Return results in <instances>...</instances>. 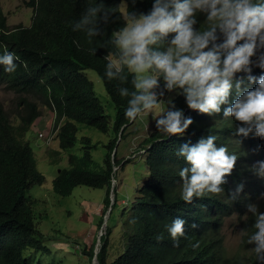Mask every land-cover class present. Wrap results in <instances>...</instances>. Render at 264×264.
<instances>
[{"label":"clouds","instance_id":"9594fccd","mask_svg":"<svg viewBox=\"0 0 264 264\" xmlns=\"http://www.w3.org/2000/svg\"><path fill=\"white\" fill-rule=\"evenodd\" d=\"M135 3L136 0H133V4ZM32 10L34 12L33 8ZM117 11V8H106L102 2L89 3L80 18L72 23V29L83 32L88 38V43L92 44L93 38L101 35L100 22L107 24L112 14ZM3 13L7 27L0 29V85L33 95L28 97V102H36L41 115L33 121L30 130L42 121L41 106L50 107L55 114L54 121L46 119L42 124L47 130L34 131L44 142V154L50 157L53 153L56 158H50L58 162L62 151H70L76 145L62 146L59 138L61 123L64 125L70 121L79 128L80 121L63 115L62 121L58 123V106L52 98L48 101L39 89L19 91L13 87L12 83H22L29 79L37 82L39 87L43 81L41 76L36 74L40 64L30 65L16 46L2 40L3 35L10 40L16 36V44H20L18 32L24 27H31L36 14L32 13V21L28 26H10L4 10ZM119 13L124 21L123 26L113 30L108 41L101 47L109 49L103 57L104 76L110 81H119L121 85L128 84L130 80L131 90L127 87L119 89V95L127 98L125 116L128 120L135 123L142 113H151L155 120L154 127L156 126L160 133L167 136L183 134L193 124V119L185 116L183 109L177 108L172 101H169L170 106L162 107L169 92L175 91L185 97L188 108L210 116L220 114L222 106L228 105L223 108V120L234 118L237 122L235 133L226 139L222 137V140L216 143L217 136L210 134L200 138L196 144L185 143L180 148L178 155L184 157L179 160L178 168V175L182 180L180 197L189 204L193 199L197 200L198 212L192 215L187 227L184 219H174L167 225L168 237L175 247H179V238L185 237L186 231L195 234L201 242L213 248L214 254L221 260L219 264H264V209L259 208L256 203H249L256 193L258 181H264V73L258 77L251 75L252 65L264 69V51H261L264 50V0H153L152 7L147 12L127 11L126 8L119 10ZM198 13L205 15V20L199 28L196 27ZM68 37L73 38L69 35ZM77 51L78 49L68 56L64 89L87 85L88 83L80 82L83 79L91 82L86 71L93 69L84 67V61L77 57ZM91 51L96 54L97 49L93 48ZM253 56L257 57L255 62ZM238 72L248 73V80L255 84V87L241 88V82L238 81L235 97L231 98L233 80ZM25 102L21 101L17 110L12 113L0 105V111L7 116V127L0 130L3 137L1 141H5L9 126L17 124L19 118L27 111ZM27 133L22 140L31 146ZM124 133L125 128L122 127L119 134L123 136ZM119 134L114 132L110 139L118 137ZM249 136H253L256 143L250 141ZM55 139L57 143L52 150H47L46 146H50ZM232 142H236L237 146L232 147ZM141 143L138 152L148 154L147 148H142ZM92 147L91 144L90 150ZM133 150L135 152V149ZM73 153L68 155V167L61 168L59 172L70 168L69 158ZM136 153L126 156L124 164L135 158ZM115 155L118 159L117 151L112 153L111 183L118 181L115 175L121 167L120 160L116 161ZM33 156L39 170L34 151ZM239 167L243 168L242 177L236 174ZM56 177L51 180L54 191L53 182ZM46 180L47 178L42 184L34 183L29 187L27 196L31 200L35 199L29 195V190L34 185H43ZM247 191L250 196H247ZM261 198H264V194H261ZM208 202L210 204H207ZM133 205L134 203L132 207ZM237 212L238 215L233 216L237 220L242 215H250L244 224L247 228L240 230L243 236L241 244H237L236 257L229 258L226 254V240L221 234L220 218L235 215ZM35 218L34 210L33 219L36 224ZM195 218L200 220L195 221ZM98 236L99 234L97 238ZM96 241L92 243L95 244ZM198 246V243L193 245ZM29 247L16 251L12 246L1 245L0 264H31V259L24 254ZM196 257L179 255L170 260L171 264L193 263ZM25 259L29 261L26 262ZM96 263H99L98 259ZM201 264H205L204 260Z\"/></svg>","mask_w":264,"mask_h":264},{"label":"trees","instance_id":"16d2710c","mask_svg":"<svg viewBox=\"0 0 264 264\" xmlns=\"http://www.w3.org/2000/svg\"><path fill=\"white\" fill-rule=\"evenodd\" d=\"M122 1L30 0L28 5L34 9L36 16L31 27H24L18 32V36L21 38L20 44H16V36L10 40L3 35L2 40L16 46L30 65L40 64L36 74L40 75L43 81L40 82L39 87L33 79L22 83L14 82L12 83L13 87L19 91L39 89L46 95L48 101L52 98L58 106V123L65 115L107 132L110 123L105 106L97 98L91 85L71 86L64 89L68 72L66 65L68 56L74 54L78 49L77 57L84 61L85 68L95 70L104 79L108 95L116 105L114 132L119 134L122 127L126 131L133 122L125 116L127 98H122L119 95V89L127 87L131 90L132 86L130 80L128 84L121 85L119 81H110L104 76L105 61L103 57L109 49L101 47L108 41L112 31L124 24L119 13ZM125 1L127 2V11L147 12L153 3V0H136L135 4H133V0ZM101 2L106 8H117L118 11L112 14L107 24L103 21L100 22L101 35L94 37L93 43L89 44L88 38L83 32L73 31L72 23L80 18L89 3ZM197 20L196 27L199 28L205 20V15L198 13ZM6 27V17L0 0V29ZM68 35L73 38H69ZM93 48L97 49L96 54L91 51ZM261 73H264V69L252 65L251 75L258 77ZM248 75L246 72L236 73L231 98L235 97V86L238 81L241 82V88L255 87V84L248 80ZM161 86H163L162 81ZM23 100L26 101L27 111L19 118L17 124L13 123V126H9L5 141H1L3 137L0 135V247L1 245L12 246L16 251L38 244L34 242L35 236L41 233L33 219V207L36 199L31 200L27 196V190L32 184H42L46 179L45 175L37 169L32 147L22 140L41 112L38 110L36 102L30 103L28 98H23ZM172 102L177 108L183 109L185 116H190L193 119V124L183 134L171 136L160 133L155 126L143 140L141 146L147 148L148 154L145 161L149 166L150 176L139 189L140 196L134 202L125 221V225L132 229L129 246L126 251L109 262L108 236L102 235V247L97 254L99 264H171L170 259L179 255L200 256L205 264L221 263L211 246L201 242L195 237V234L187 231L186 236L180 239L179 247H175L174 242L168 237L167 225L173 221L171 218L173 212L170 211V207L178 195L175 177L179 168V160L184 158L178 155L182 145L185 143L196 144L200 138L210 134L217 136V143L222 140V137L226 139L227 136L235 133L237 122L234 118L223 120V108L228 105L222 106L220 114L210 116L188 108L183 95L176 94ZM6 120L7 116L3 111H0V130L7 127ZM60 128L59 138L62 146H74L77 142L79 128L70 121L64 125L61 123ZM117 139L118 137L112 138L106 144L108 151L103 164H99L90 150V138L83 137L81 141L88 145L83 146L80 154H71L70 168L63 169L54 179L55 191L62 195H68L78 185L106 188L105 204L107 209L110 205L113 173L112 153ZM249 140L256 143L253 136H249ZM114 158L116 159V155ZM236 174L239 177L244 176L243 168L239 167ZM102 218L103 215L98 218L99 228L102 226ZM194 220L199 221L200 218ZM110 232L108 228L107 234L109 235ZM197 243L199 246L193 247ZM95 245L96 243L89 249L86 248L91 260L95 256ZM27 260L29 261V259ZM27 260L25 259L26 262H28Z\"/></svg>","mask_w":264,"mask_h":264},{"label":"rangeland","instance_id":"374dc122","mask_svg":"<svg viewBox=\"0 0 264 264\" xmlns=\"http://www.w3.org/2000/svg\"><path fill=\"white\" fill-rule=\"evenodd\" d=\"M29 2L30 0H2V7L8 17L10 26L18 24L28 26L31 24L32 13L34 12L28 5ZM125 7H127V2L122 1L121 10H126ZM256 58V56L252 57L254 62ZM86 73L105 106L110 122L109 130L103 132L92 125L78 123L80 130L75 147L70 151H62L58 162L52 160L56 158L53 153L50 155L52 159L44 154V142L38 138V134L34 131V129L46 131L47 129L42 121L46 119H49L50 122L54 121L55 114L52 113L50 107L41 106L42 116L40 119L42 121L27 133V139L30 141L37 157L38 168L47 178V182L43 185H34L29 190V195L37 200L34 207L35 219L36 226L41 231V235L35 237V242L38 244L30 246L24 252L25 256L31 259V264H93L86 248L89 249L91 245H94L92 242L96 239L98 242L99 236L97 238V235L101 234V228L104 230L105 237L108 236V261H113L129 246V236L132 229L130 226L125 225V221L131 211L133 201L139 195V189L150 176V169L145 161L147 154L138 152L140 143L154 128L155 120L151 113L146 112L138 116L133 125H129L123 136H120V134L118 136L113 154L117 151V158L120 160L121 167L115 175L118 179V185L114 193V199L107 211L106 218H103L105 225L102 224L99 228L97 223L98 218L106 209V188L80 185L66 196L53 190L51 180L57 176L61 168L68 167V155L73 152L81 153L82 147L87 144L81 142L80 139L85 136L91 139L93 155L97 162L102 163L108 151L105 144L114 136L116 105L108 95L100 76L94 70H87ZM176 94L175 91L169 92L162 103V107L169 106V101H172ZM28 97H33V95L0 85V105L11 113L17 110L21 101L23 102L22 98ZM56 143L55 139L50 146H46L47 150H52ZM231 146L236 147L237 143L232 142ZM133 149L137 152V156L124 164L126 156L135 154ZM248 180L250 179L248 178ZM246 194L250 196L249 191ZM261 194H264V181H258L256 193L249 203H256L259 208L264 209V198H261ZM236 215H238V212L235 215L220 218L221 234L226 240V254L229 258L236 257L237 244H241L243 236L240 230L247 228L244 224L250 214L247 216L242 215L238 220L233 217ZM93 224L97 227V235L91 240L89 235L92 234ZM107 228L111 231L109 235L107 234ZM98 244H100V241Z\"/></svg>","mask_w":264,"mask_h":264},{"label":"bare ground","instance_id":"6f19581e","mask_svg":"<svg viewBox=\"0 0 264 264\" xmlns=\"http://www.w3.org/2000/svg\"><path fill=\"white\" fill-rule=\"evenodd\" d=\"M104 82V79L101 78ZM80 82H84V83H88L91 85L92 87V90L95 92L97 98L99 100L100 97L98 96L97 94V91L95 90V87H94V84L93 82H87L86 79H83L81 80ZM79 86V85H77ZM104 87L107 91V88H106V83L104 82ZM108 93V91H107ZM109 94V93H108ZM102 102V101H101ZM147 164V163H146ZM148 166V165H147ZM179 172V171H178ZM178 172L176 174V177H175V183H176V191L178 193V195L175 197V202L172 204V206L170 207V211L173 212V217H171L173 220L176 219V218H180V219H184L186 221V224H185V227L188 226V224L190 223V219L192 217V215L196 212H198V210L196 209V201L195 199H193V202L191 204L189 203H186L185 201H183L180 197V185L182 183V180L181 178L179 177L178 175ZM118 183L117 182H113L111 183V188H110V205H111V202L113 201L114 199V193H115V190H116V187H117ZM140 196V192H139V195L135 198V200L133 201V203L136 201V199ZM207 204H210L209 202ZM110 205L107 209H105L104 213L102 214L103 215V218L105 217L106 218V215H107V211L108 209L110 208ZM102 218V219H103ZM103 225H105V221L103 219V222H102ZM108 229V228H107ZM100 232L101 234L99 233V239H98V242L100 241V244H98V242H96V245H95V256L93 257V264H99V263H96V260L98 259V252L100 251L101 247H102V240H101V236L104 235V230L101 228L100 229ZM182 238V237H181ZM179 238V241L180 239ZM202 257L200 256H197L194 261H193V264H201L202 262Z\"/></svg>","mask_w":264,"mask_h":264},{"label":"crops","instance_id":"0c3cea01","mask_svg":"<svg viewBox=\"0 0 264 264\" xmlns=\"http://www.w3.org/2000/svg\"><path fill=\"white\" fill-rule=\"evenodd\" d=\"M96 235H97V227L93 224L92 234L90 233L89 237H91V240H92L94 239V237H96Z\"/></svg>","mask_w":264,"mask_h":264}]
</instances>
